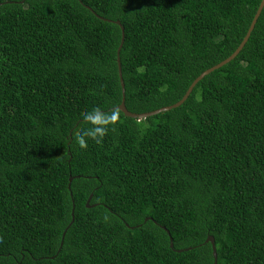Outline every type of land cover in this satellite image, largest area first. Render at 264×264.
<instances>
[{
  "label": "trees",
  "instance_id": "16d2710c",
  "mask_svg": "<svg viewBox=\"0 0 264 264\" xmlns=\"http://www.w3.org/2000/svg\"><path fill=\"white\" fill-rule=\"evenodd\" d=\"M260 1L0 0V264H264Z\"/></svg>",
  "mask_w": 264,
  "mask_h": 264
},
{
  "label": "water",
  "instance_id": "95a60500",
  "mask_svg": "<svg viewBox=\"0 0 264 264\" xmlns=\"http://www.w3.org/2000/svg\"><path fill=\"white\" fill-rule=\"evenodd\" d=\"M264 7V0H261L260 1V4L257 8V11L250 23V26L246 32V35L244 36L243 40L241 41V43L239 44V46L237 47V49L234 51V53L232 55H230L227 59H225L224 61L220 62L219 64L207 69L206 71H204L203 73H201L192 83L191 85L188 87L186 93L184 94V96L182 97V99L180 101H178L177 103L171 105V106H167V107H163V108H160V109H157L155 111H152V112H147V113H143V114H133V113H130L126 107H125V103H124V99H125V96H124V83H123V80H122V76H121V65H120V58H119V54H120V50H121V47L123 45V41H124V33H123V28L120 26L119 22L116 21L115 24L119 25L120 26V29H121V39H120V45L117 49V66H118V73H119V78H120V84H121V88H122V100H121V103L120 105L117 106V109L120 110L126 117H130V118H134V119H145L147 117H150V116H153V115H157L161 112H165V111H169L171 109H174L178 106H180L182 103H184L186 101V99L189 97V95L191 94L193 88L195 87V85L203 78L205 77L206 75H208L209 73H211L212 71L222 67L223 65L227 64L228 62H230L231 60H233L237 55L238 53L243 49L244 45L246 44L251 32L253 31L254 29V26L257 22V19L259 18L260 14H261V11ZM71 180L72 178L69 179V186L70 187V183H71ZM89 200L87 201V204L89 203ZM74 208V206H73ZM73 221V220H72ZM163 229H165L164 227H162ZM67 230V229H66ZM66 232V231H65ZM65 232L62 234V241L60 243V247L62 246V242H63V238H64V234ZM207 242H210L211 244V247H212V254H213V257H214V262L213 264H216L217 263V256H216V248H215V242H214V239L213 237L211 236H207V239L205 240V243ZM170 247L173 248V243H172V240L170 238Z\"/></svg>",
  "mask_w": 264,
  "mask_h": 264
},
{
  "label": "clouds",
  "instance_id": "9594fccd",
  "mask_svg": "<svg viewBox=\"0 0 264 264\" xmlns=\"http://www.w3.org/2000/svg\"><path fill=\"white\" fill-rule=\"evenodd\" d=\"M83 115L88 125L78 132V139L79 146L81 148H86L89 139L99 142V139L103 137L109 127L112 126L115 117L114 115L102 113L101 109L98 107L90 109Z\"/></svg>",
  "mask_w": 264,
  "mask_h": 264
}]
</instances>
